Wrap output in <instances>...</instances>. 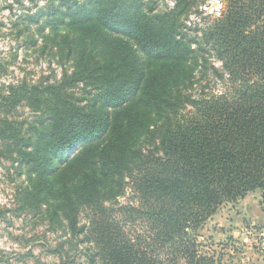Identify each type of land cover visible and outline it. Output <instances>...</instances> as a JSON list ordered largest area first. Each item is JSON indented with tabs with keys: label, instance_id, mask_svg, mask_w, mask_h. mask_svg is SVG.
Returning <instances> with one entry per match:
<instances>
[{
	"label": "trees",
	"instance_id": "16d2710c",
	"mask_svg": "<svg viewBox=\"0 0 264 264\" xmlns=\"http://www.w3.org/2000/svg\"><path fill=\"white\" fill-rule=\"evenodd\" d=\"M16 2L15 36L68 65L0 94L23 206L85 244L82 256L56 247L62 264H221L198 230L223 204L264 193V0H222L193 33L200 0ZM208 70L220 90L194 93ZM19 106L33 119H10Z\"/></svg>",
	"mask_w": 264,
	"mask_h": 264
},
{
	"label": "rangeland",
	"instance_id": "374dc122",
	"mask_svg": "<svg viewBox=\"0 0 264 264\" xmlns=\"http://www.w3.org/2000/svg\"><path fill=\"white\" fill-rule=\"evenodd\" d=\"M23 1L28 4L27 0ZM159 1V7L164 6V2L172 4L171 0ZM200 4V13H191L187 21L192 33L218 16L224 6L222 0H200ZM21 8L16 0H0V94L7 85L22 80L53 82L60 79L63 69L68 67L62 65L60 57L48 50L42 52L24 36H15L12 25ZM208 58L207 65L220 67L214 57ZM197 77L200 78L194 93L220 90L221 82L211 70L203 75L198 73ZM81 87L79 83L76 92L81 93ZM34 114L27 106H19L11 111L9 118L25 124ZM4 152L0 144V264H62V259L54 252L56 247H62L69 255L82 256L85 244L79 241L80 236L71 237L67 231L54 230L46 219L23 206L20 191L27 183L26 178L18 174L17 163L7 159ZM134 197L128 189L118 201L127 204ZM85 220L82 215L80 222ZM198 244L202 251L220 259L221 264H264V193L256 189L220 206L198 230ZM80 260H84V256Z\"/></svg>",
	"mask_w": 264,
	"mask_h": 264
},
{
	"label": "crops",
	"instance_id": "0c3cea01",
	"mask_svg": "<svg viewBox=\"0 0 264 264\" xmlns=\"http://www.w3.org/2000/svg\"><path fill=\"white\" fill-rule=\"evenodd\" d=\"M251 192H253V191H251ZM250 193V192H249ZM248 194V193H247Z\"/></svg>",
	"mask_w": 264,
	"mask_h": 264
}]
</instances>
